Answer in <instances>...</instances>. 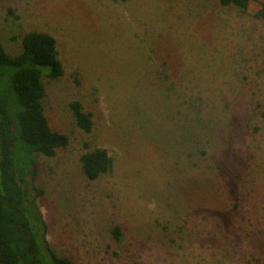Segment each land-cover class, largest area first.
Returning <instances> with one entry per match:
<instances>
[{
    "label": "rangeland",
    "instance_id": "rangeland-1",
    "mask_svg": "<svg viewBox=\"0 0 264 264\" xmlns=\"http://www.w3.org/2000/svg\"><path fill=\"white\" fill-rule=\"evenodd\" d=\"M263 2L244 12L217 0L0 1L6 52L17 55L26 32L47 33L63 67L44 79L42 104L69 142L34 156L41 194L30 190L57 256L264 264ZM94 149L112 168L90 181L80 158Z\"/></svg>",
    "mask_w": 264,
    "mask_h": 264
},
{
    "label": "trees",
    "instance_id": "trees-1",
    "mask_svg": "<svg viewBox=\"0 0 264 264\" xmlns=\"http://www.w3.org/2000/svg\"><path fill=\"white\" fill-rule=\"evenodd\" d=\"M217 1L223 7L233 5L246 12L249 3L259 0ZM256 16L264 21V2ZM20 44V52L11 56L0 43V264H74L52 250L47 239L48 226L36 198L30 194L34 156L54 157L69 142L66 135L51 130L42 104L44 79L60 78L63 67L51 35L26 32L20 37ZM70 109L76 125L90 133L92 115L84 112L77 101L70 104ZM80 163L90 181L112 168V159L104 149L84 153ZM112 233L118 240L119 227Z\"/></svg>",
    "mask_w": 264,
    "mask_h": 264
}]
</instances>
